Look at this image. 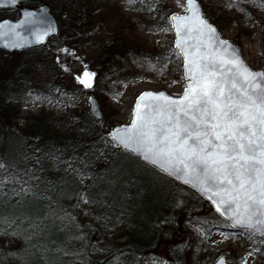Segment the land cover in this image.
<instances>
[{
  "label": "trees",
  "instance_id": "trees-1",
  "mask_svg": "<svg viewBox=\"0 0 264 264\" xmlns=\"http://www.w3.org/2000/svg\"><path fill=\"white\" fill-rule=\"evenodd\" d=\"M38 1L27 0L31 4ZM80 2L69 22L73 26L80 16ZM69 4L63 2L57 18ZM6 12L13 14L16 8ZM70 28L65 29L63 42H83L81 33ZM60 34L59 30L47 43L26 51H40L46 46L57 50L63 43ZM112 35L119 43L131 42L121 31ZM131 47L133 64L137 54ZM111 56L123 58L124 53ZM117 65L125 77L137 72L136 66L128 70ZM68 70H72V64ZM23 71L21 79L16 74L3 84L0 81V221H15L11 226L0 223V233L5 229L17 233L0 236L18 240V248L11 251L13 264H89L92 259L100 264H149V251L159 229L175 217L178 198L194 214L211 207L191 187L186 185L189 196H185L179 187L184 184L113 147L107 135L109 122L101 124L87 109L58 118L41 112L27 116L21 125L20 104L27 83L26 69ZM102 80L100 90L106 85L103 75ZM82 195L91 201L92 219L85 215L79 199ZM212 215L216 223L219 216L214 212ZM102 226H107L106 235L99 232ZM116 226H120L117 232L108 229ZM192 246L195 256L203 254L201 261L208 259L206 264H211L216 252L204 237L196 238ZM0 264L8 263L0 257ZM168 264H192L191 256L183 246L178 247Z\"/></svg>",
  "mask_w": 264,
  "mask_h": 264
},
{
  "label": "rangeland",
  "instance_id": "rangeland-1",
  "mask_svg": "<svg viewBox=\"0 0 264 264\" xmlns=\"http://www.w3.org/2000/svg\"><path fill=\"white\" fill-rule=\"evenodd\" d=\"M44 1L39 0L37 3ZM46 1L55 15L58 14L57 10H62L64 1L70 3L58 18L60 43L65 39V29L70 27L80 32L84 41H73L72 45L63 42L66 46L58 44L61 47H57V50H53L51 46L43 47L40 51L29 50L22 53H8L0 49L2 84L12 75L17 74L21 79L24 75L23 69H26V96L20 104L18 119L21 125L25 123L27 116L41 112H48L58 118L70 112L89 110L88 96L93 95L102 111L99 121L101 124L108 121L109 126L113 128L130 122L136 97L141 91L166 89L170 94H181L185 84L183 59L175 54V33L171 30L169 18L173 12L185 13L183 5L186 0H134L133 3L128 0ZM79 1L80 16L77 14L79 19L73 26L69 22L74 18ZM199 1L208 19L218 27L224 37L236 43L249 65L264 70V4L257 7L253 5L252 0ZM230 3L235 6L230 7ZM257 3H260V0H257ZM5 12V9H0V18L6 15ZM16 12L13 14L16 15ZM116 31H121L125 39L131 42L119 43L114 40L115 36L112 34ZM131 45L137 54L136 58H132L133 64L130 62ZM62 49H67V52ZM116 52L124 53V57L111 56ZM141 54H144L143 57ZM64 57H68L67 60L63 61ZM117 62L128 70L136 66L137 72L125 77L120 74ZM70 64L72 70H68ZM85 66L96 74L91 89H84L75 79ZM102 75L106 85L100 90L104 82ZM138 171L146 175V171ZM155 183L160 186L157 181ZM179 187L181 193L189 196L186 185ZM184 203L182 198L176 200L175 217L159 229L154 245L149 251V264H168L170 255L181 246L191 256L192 264H206L208 259L201 261L203 254L195 256L197 252L192 250V242L196 238L204 237L205 231L207 237L204 239L208 246L216 255L226 254L231 264H241L242 260H246L247 264H264V237L245 230L223 227L224 220L220 218L216 223L212 222V207L194 214ZM82 207L85 215L92 219L89 203L82 202ZM106 227H100L99 232L106 235ZM119 227L108 229L117 232ZM222 233L234 235L226 239ZM17 242L13 236H0V257L5 263L13 264L11 251L18 248ZM93 262L100 264L97 259H92L89 264Z\"/></svg>",
  "mask_w": 264,
  "mask_h": 264
},
{
  "label": "snow or ice",
  "instance_id": "snow-or-ice-1",
  "mask_svg": "<svg viewBox=\"0 0 264 264\" xmlns=\"http://www.w3.org/2000/svg\"><path fill=\"white\" fill-rule=\"evenodd\" d=\"M9 2L15 5L17 0ZM252 3L259 7L264 0ZM183 7L186 15L169 18L176 36L175 54L183 59L182 94L141 93L130 124L112 130L110 142L195 189L223 218V227L264 236V71L245 63L240 49L208 22L197 0H186ZM39 12L25 11L15 25L0 23L5 47L23 46L18 29L25 25L31 26L35 43H43L56 31L46 10ZM95 76L85 66L75 79L91 89ZM79 199L91 203L83 195ZM14 222L0 221L9 226ZM0 234L17 233L5 229ZM203 235L207 237V232ZM222 235L227 239L234 233Z\"/></svg>",
  "mask_w": 264,
  "mask_h": 264
},
{
  "label": "water",
  "instance_id": "water-1",
  "mask_svg": "<svg viewBox=\"0 0 264 264\" xmlns=\"http://www.w3.org/2000/svg\"><path fill=\"white\" fill-rule=\"evenodd\" d=\"M21 0H17V3L15 5H18L19 7V10H20V15L17 19H12V18H3L0 20V23H3L4 21H8L10 22L11 24H18L21 20L24 19V12L25 11H30V12H36L38 15H40V12L39 10L40 9H45L46 10V17H47V21H50L54 27L56 28V31L52 34H50L48 37H46L43 41V43H46L54 34H56L58 32V22H57V19L56 17L54 16V14L52 12H50L49 10V5L47 3H42L40 4L39 7H36V6H30V5H26V4H21L20 3ZM198 4L200 5L201 7V10L204 14V11H203V6L201 5V2L199 0H197ZM0 5H13L9 2V0H0ZM187 13H172V15H186ZM205 18L208 20V22L210 24H212L216 29L217 31L219 32L220 36L225 39V40H228L230 41L231 43H233L234 45H236V43L232 42L231 40H229L228 38L226 37H223V35L221 34L220 30L218 29V27L212 23L208 18L207 16L204 14ZM18 31L21 33L22 37L24 38L21 43L23 44L22 47H5V43H6V40L5 39H0V49H3L7 52H14V51H21V50H24L26 48H30V47H33V46H36V45H40V44H43V43H35L33 41V37L31 36V26L30 25H25L24 27L18 29ZM175 33V32H174ZM175 39H176V36H175ZM174 45H175V40H174ZM237 46V45H236ZM238 47V46H237ZM239 48V47H238ZM240 49V48H239ZM241 52V50H240ZM241 56H242V59L245 61V63L254 71H264L263 69H255V68H252L249 63L244 59L243 55H242V52H241ZM145 91H152V92H160V91H163L165 92L167 95L169 96H173V97H178L179 95H173V94H170L166 89H160V90H153V89H145L143 91H141L138 96L145 92ZM183 92V91H182ZM182 94V93H181ZM180 94V95H181ZM137 96V97H138ZM136 97V99H137ZM88 100H89V103H90V112L97 118V119H101L102 118V111L100 109V104L97 100L96 97H94L93 95H89L88 97ZM93 102L95 104V111H93ZM136 102V101H135ZM135 106V105H134ZM131 122V121H130ZM129 123H124V124H121V125H118L116 126L115 128L117 127H122V126H127L130 124ZM115 128H112L110 130V132L112 130H114ZM109 132V133H110ZM173 178V177H172ZM178 181V180H177ZM181 182V181H180ZM223 261L224 264H230L226 258V256L224 254H221L219 255L215 261L212 263V264H220V262ZM93 264H98V262H94Z\"/></svg>",
  "mask_w": 264,
  "mask_h": 264
}]
</instances>
